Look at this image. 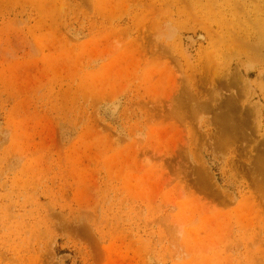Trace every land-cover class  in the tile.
Listing matches in <instances>:
<instances>
[{
    "label": "rangeland",
    "instance_id": "374dc122",
    "mask_svg": "<svg viewBox=\"0 0 264 264\" xmlns=\"http://www.w3.org/2000/svg\"><path fill=\"white\" fill-rule=\"evenodd\" d=\"M0 264H264V0H0Z\"/></svg>",
    "mask_w": 264,
    "mask_h": 264
},
{
    "label": "bare ground",
    "instance_id": "6f19581e",
    "mask_svg": "<svg viewBox=\"0 0 264 264\" xmlns=\"http://www.w3.org/2000/svg\"><path fill=\"white\" fill-rule=\"evenodd\" d=\"M198 37H199V36H198ZM202 37H203V36H201V38H202ZM201 38H200V39H201ZM192 42H193V40H192Z\"/></svg>",
    "mask_w": 264,
    "mask_h": 264
}]
</instances>
